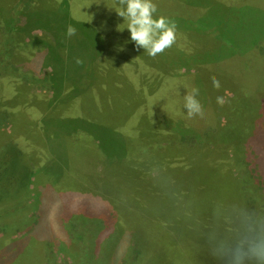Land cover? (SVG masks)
I'll list each match as a JSON object with an SVG mask.
<instances>
[{"label": "trees", "instance_id": "trees-1", "mask_svg": "<svg viewBox=\"0 0 264 264\" xmlns=\"http://www.w3.org/2000/svg\"><path fill=\"white\" fill-rule=\"evenodd\" d=\"M153 2L176 25L175 43L156 57L122 29L120 0H0V126L14 123L0 135V207L31 193L19 181L30 169L53 196L85 198L84 221L100 224L95 207L112 209L101 243L128 237L144 264H224L214 242L242 214H262L248 166L252 149L264 151V0ZM43 46L51 71L17 72ZM51 76L56 96L28 86L47 89ZM193 89L201 113L189 118Z\"/></svg>", "mask_w": 264, "mask_h": 264}, {"label": "rangeland", "instance_id": "rangeland-1", "mask_svg": "<svg viewBox=\"0 0 264 264\" xmlns=\"http://www.w3.org/2000/svg\"><path fill=\"white\" fill-rule=\"evenodd\" d=\"M159 5L160 7L163 6L161 3ZM26 29L28 36H43L42 30L37 27L27 26ZM33 48L30 57L22 61V66L19 67L17 64L20 70L17 71L16 65H11V67L17 72L33 74L35 78L43 77L52 69V65L42 64V58L47 52L46 46ZM259 50L260 52L264 51V42L261 43ZM48 80L50 87L47 89L44 83L38 80L35 82L38 84L31 82V85L28 86L33 87L32 89L43 90L45 94L51 97L61 93V85L52 76ZM256 87V85L252 86L253 89ZM230 94L228 92L227 97ZM262 116L263 114L257 120L260 121ZM13 124L12 119L9 118L0 126V135L11 132ZM235 131L239 133L236 128ZM262 135H264L263 131ZM238 138L242 139L243 134L238 135L236 140ZM250 152L252 165L251 167L248 166V171L251 177L256 179V183H259L257 186L260 197L258 196V198L263 203H260L262 207L260 212L263 214L264 162H259L258 158L264 156V151L256 153L252 149ZM26 154L28 153H24V156L27 158ZM28 161L30 162L29 159ZM110 162L112 161H108L107 164ZM31 165L33 166L32 163ZM51 173H55L54 168H52ZM54 175H57V172ZM32 180L30 169L27 171L26 168H23L19 174V181L26 182V186L32 183L31 193L24 194L26 187L21 189L22 192L19 189L15 196L12 195L6 203L3 201L1 204L0 208L9 210L8 213L11 217L8 218V216L3 215L2 224H0V264H94L95 258L100 253L104 255L101 264H144L142 261L140 262L141 254L139 256L138 253L136 254L134 242L128 245V239L131 240L128 237L121 244L114 245L113 241L107 240L101 243L102 239L112 231L114 225L113 220L112 222L106 221L107 217L113 214L111 208L95 207V216L91 220L104 219L105 221L94 225L90 221H84L89 219L88 217H82L86 211L85 207L89 203L85 198L81 196L73 198L72 196L71 200L68 197L70 200L68 202L67 197L53 196L50 190L45 188L43 182L40 181L38 186ZM68 183L71 184V181ZM21 201L23 203L20 204ZM69 203L71 206H68ZM31 210L33 213L29 212ZM77 213L79 216L75 217L74 214ZM25 215L26 220L22 221ZM14 218L22 219L15 221ZM68 218L76 219L75 223L69 222Z\"/></svg>", "mask_w": 264, "mask_h": 264}, {"label": "clouds", "instance_id": "clouds-1", "mask_svg": "<svg viewBox=\"0 0 264 264\" xmlns=\"http://www.w3.org/2000/svg\"><path fill=\"white\" fill-rule=\"evenodd\" d=\"M117 14L127 21L130 40L151 57L163 53L176 41V25L173 20L157 14L153 0H120ZM74 34V30L68 33ZM197 91L185 97L184 107L189 118L201 113L196 99ZM213 255L224 264H264V214H242L235 222L231 236L217 239L212 247Z\"/></svg>", "mask_w": 264, "mask_h": 264}]
</instances>
